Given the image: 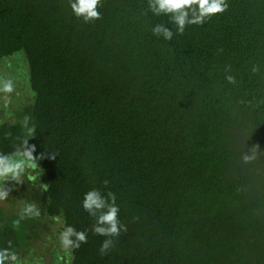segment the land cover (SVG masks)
<instances>
[{"label":"trees","instance_id":"1","mask_svg":"<svg viewBox=\"0 0 264 264\" xmlns=\"http://www.w3.org/2000/svg\"><path fill=\"white\" fill-rule=\"evenodd\" d=\"M101 4L85 22L70 0H0V59L23 56L28 86L0 153L21 147L28 115L38 165L37 187L0 208V247L52 218L88 233L64 264H264V0H227L180 34L148 0ZM92 188L116 194L126 227L106 255L81 206ZM27 203L40 214L21 219Z\"/></svg>","mask_w":264,"mask_h":264},{"label":"clouds","instance_id":"2","mask_svg":"<svg viewBox=\"0 0 264 264\" xmlns=\"http://www.w3.org/2000/svg\"><path fill=\"white\" fill-rule=\"evenodd\" d=\"M70 8L77 17H82L85 22L101 19L102 14L99 8L102 6L101 0H70ZM149 10L154 15H167L176 26V33H183L186 25L202 24L210 16L224 12L227 7V0H148ZM152 32L156 36H162L165 40H171L174 33L163 24H156L152 27ZM258 69L253 66L252 71ZM229 83L235 84L234 76L227 75ZM14 91V83L11 79L0 77V93L11 94ZM35 96V93H33ZM10 101V95L8 97ZM30 116L23 118V126L26 128V137L22 141L21 147L11 154L0 153V201L6 200L10 189L3 186V181L9 178L17 183L21 182V177L26 168L35 170L38 165L35 155L36 146L29 143V139L35 136V125L29 126ZM256 147L248 153L242 155L245 163L256 158ZM50 155L48 159H54ZM30 180H35L36 176L30 175ZM105 187L108 180L102 182ZM47 187L46 185L44 186ZM117 196L113 191L102 192L100 189L92 188L84 193L81 206L85 212L95 218L92 227L94 234L105 237L102 240L99 253L106 255L114 247L115 238L119 237L126 227L119 219L120 208L117 204ZM39 209L33 203H27L21 209L20 218L38 216ZM17 226L19 221L14 222ZM88 233L86 230H77L69 224L63 226L59 240L61 247L71 255V251L78 249L81 244L87 243ZM0 264H24L19 254L14 250L11 241L6 247H0Z\"/></svg>","mask_w":264,"mask_h":264},{"label":"rangeland","instance_id":"3","mask_svg":"<svg viewBox=\"0 0 264 264\" xmlns=\"http://www.w3.org/2000/svg\"><path fill=\"white\" fill-rule=\"evenodd\" d=\"M21 65H25V61L23 56L20 55L0 59V77L11 79L14 83L13 93H0V120L9 119L12 116V110L20 105L22 101L28 100L26 98L28 96L26 80L22 72L17 71ZM9 95L10 101L8 100ZM256 159L257 162L261 161L257 156ZM35 170L26 168L20 183L12 181L10 178L2 182L6 189H10L7 199L0 201V208L4 212H10L19 206L21 189L26 187L22 191L26 192L28 189L37 187L36 181L29 179V176L33 175ZM42 223L36 230L34 229L36 237L31 236L27 243L16 252L24 261V264H64L63 254H67V252L60 244V224L52 218L43 220Z\"/></svg>","mask_w":264,"mask_h":264}]
</instances>
